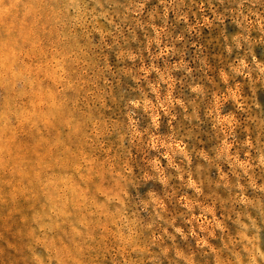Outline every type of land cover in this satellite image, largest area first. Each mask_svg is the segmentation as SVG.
<instances>
[{"label":"rangeland","instance_id":"374dc122","mask_svg":"<svg viewBox=\"0 0 264 264\" xmlns=\"http://www.w3.org/2000/svg\"><path fill=\"white\" fill-rule=\"evenodd\" d=\"M0 264H264V0H0Z\"/></svg>","mask_w":264,"mask_h":264}]
</instances>
